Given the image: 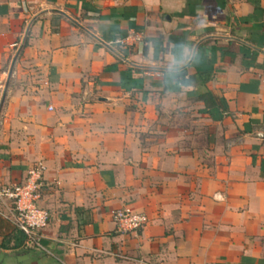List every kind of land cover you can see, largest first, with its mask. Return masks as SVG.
Returning <instances> with one entry per match:
<instances>
[{"label":"crops","instance_id":"crops-1","mask_svg":"<svg viewBox=\"0 0 264 264\" xmlns=\"http://www.w3.org/2000/svg\"><path fill=\"white\" fill-rule=\"evenodd\" d=\"M38 161L0 264H264V0H0V186Z\"/></svg>","mask_w":264,"mask_h":264},{"label":"built area","instance_id":"built-area-1","mask_svg":"<svg viewBox=\"0 0 264 264\" xmlns=\"http://www.w3.org/2000/svg\"><path fill=\"white\" fill-rule=\"evenodd\" d=\"M140 40V34L129 32L124 38H116L113 42L125 44ZM11 46L16 47V43ZM44 171V164L38 161L27 169L22 181L0 186V216L12 220L14 226L25 235L28 247H40L39 238L49 220L48 211L37 205ZM111 216L117 230L121 232H136L147 222L145 213L129 205L112 210Z\"/></svg>","mask_w":264,"mask_h":264}]
</instances>
